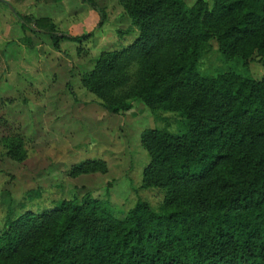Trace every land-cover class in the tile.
<instances>
[{
    "label": "trees",
    "instance_id": "trees-1",
    "mask_svg": "<svg viewBox=\"0 0 264 264\" xmlns=\"http://www.w3.org/2000/svg\"><path fill=\"white\" fill-rule=\"evenodd\" d=\"M121 1L139 29L122 51L142 58L133 96L148 106L176 97L182 115L178 133H142L159 173L153 182L169 186L168 198L159 211L137 199L120 217L97 199L62 200L27 250L21 245L34 231L27 217L0 234V264H264V0H195L191 7L183 0ZM23 20L44 29L54 46L67 38L47 18ZM209 39L227 61L248 65L257 52L260 78L200 74ZM117 54L101 53L82 76L89 90L105 86Z\"/></svg>",
    "mask_w": 264,
    "mask_h": 264
},
{
    "label": "rangeland",
    "instance_id": "rangeland-1",
    "mask_svg": "<svg viewBox=\"0 0 264 264\" xmlns=\"http://www.w3.org/2000/svg\"><path fill=\"white\" fill-rule=\"evenodd\" d=\"M92 1L96 8L82 0H0V12L12 16L6 27L0 15V234L27 217L34 233L21 251L38 241L36 227L62 200L97 199L120 217L137 199L159 211L168 198L169 186L153 182L159 173L142 133H178L177 98L148 106L133 96L142 58L122 51L139 29L121 0ZM183 1L191 7L195 0ZM25 15L47 18L67 38L54 46ZM103 52H118L117 63L96 93L82 76ZM197 68L204 76L232 70L259 79L263 72L257 52L248 65L227 61L214 39L207 41ZM124 103L128 107L109 110Z\"/></svg>",
    "mask_w": 264,
    "mask_h": 264
},
{
    "label": "crops",
    "instance_id": "crops-1",
    "mask_svg": "<svg viewBox=\"0 0 264 264\" xmlns=\"http://www.w3.org/2000/svg\"><path fill=\"white\" fill-rule=\"evenodd\" d=\"M1 14H2V22L6 23L5 25L6 27H8L7 23L11 20L12 16L0 12V15Z\"/></svg>",
    "mask_w": 264,
    "mask_h": 264
}]
</instances>
